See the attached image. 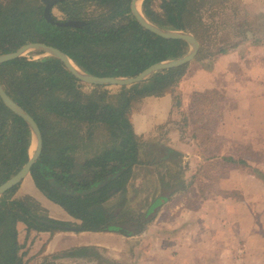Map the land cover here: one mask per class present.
I'll use <instances>...</instances> for the list:
<instances>
[{"label": "trees", "instance_id": "trees-1", "mask_svg": "<svg viewBox=\"0 0 264 264\" xmlns=\"http://www.w3.org/2000/svg\"><path fill=\"white\" fill-rule=\"evenodd\" d=\"M130 1H57L52 8L64 19L85 22L73 27L48 21L44 0H0V54L40 41L61 49L86 73L123 77L188 51L185 40L166 39L143 28L131 12ZM206 1L142 0L141 11L160 27L188 31L203 40L206 25L201 9ZM187 65L158 70L141 82L111 91L106 85L80 81L54 56H21L0 64L1 85L34 118L42 134V150L29 175L46 198L76 220L48 217L33 197L15 196L16 184L0 196V264H26L17 235L19 224L27 231L59 229L45 222L49 221L124 235L142 227L140 222L134 229L123 227L122 223L133 220L123 219L126 195L108 205L111 198L126 194L135 166L161 167L164 173L159 179L170 189L171 170L181 176L183 163L180 152L164 142L144 143L134 133L130 112L144 97L171 92ZM213 99L216 92L196 93L192 105L208 106ZM31 143L28 124L0 99V184L27 162ZM141 153L148 160H142ZM223 159L244 163L231 156ZM258 175L264 177L259 171Z\"/></svg>", "mask_w": 264, "mask_h": 264}, {"label": "crops", "instance_id": "crops-1", "mask_svg": "<svg viewBox=\"0 0 264 264\" xmlns=\"http://www.w3.org/2000/svg\"><path fill=\"white\" fill-rule=\"evenodd\" d=\"M228 1L208 0L203 5L201 20L216 28V33L208 31L203 40L193 34L199 43L198 51L173 90L161 96L144 97L132 107L130 121L136 135L145 139L152 130L164 125L171 130L170 120L177 115L174 106L177 95L182 97L183 109H187L196 93L216 92L217 120L236 122L224 136L233 137L236 145L249 146L250 151L264 159V0H232L234 6L215 21L217 15L204 14L226 7ZM216 34L218 41L213 48L211 37ZM223 104L229 109L223 110ZM242 122H248V128L242 130ZM241 136L248 140L241 142ZM164 143L182 155L183 174L178 180H169L170 189L162 186L158 176L159 187L164 191L144 196L146 210L138 231L133 230L130 235L61 228L27 231L19 224L17 235L24 262L264 264V177L258 175V171L264 174L263 161L242 159V164L249 165L246 175L232 178L228 172L218 177L211 189L207 186L196 191L194 185L203 178V162L192 169L191 162L184 159L189 158L183 153L184 148L167 140ZM225 157H221L223 162ZM213 159L205 157L208 162ZM132 183L130 179L126 197ZM15 196L33 197L50 218L76 221L46 198L30 175L19 183ZM115 199L116 196L111 198Z\"/></svg>", "mask_w": 264, "mask_h": 264}, {"label": "rangeland", "instance_id": "rangeland-1", "mask_svg": "<svg viewBox=\"0 0 264 264\" xmlns=\"http://www.w3.org/2000/svg\"><path fill=\"white\" fill-rule=\"evenodd\" d=\"M233 4L234 3L232 2V0H229L226 4V7L220 6L219 8H217V10L212 9L210 12L205 11L204 14L208 15L209 17H214L215 15H217L214 18L215 21L218 16L222 17L223 15H226L228 8H230V6H234ZM224 8L227 9L224 10ZM207 9L209 8L207 7ZM52 12L56 15L57 18L64 19V16H62L61 12H59L55 7L52 8ZM208 31L216 33V28L206 25V32L204 36L207 37L209 35ZM211 38L212 41L210 43L214 48L218 41L217 34L212 36ZM23 56L28 59H37L46 55L43 53H36L35 51H26L23 53ZM106 86L112 88L111 91L118 87L111 85ZM177 97L178 99L175 100L174 104L177 115L176 117H174V120H170V122L173 123L171 130L169 128H165L167 125L160 126L158 129L155 128L149 134H147V136H145V139L143 137H141V139L144 141V143H147L148 141L163 143L164 140H167L172 144H176V146L178 145V148H184V150L186 151H183V153L186 157H189L187 159H184L188 162H191L190 166L192 169L196 168L199 163L203 162V169H201V175L203 176V178L201 181H198L197 184L194 185L193 190L198 191L202 187L204 188L207 186H209V188L211 189V187H214V184L216 180H218V177L224 176L228 172L231 174L228 176L232 178L233 176L236 178L238 176H244L247 174L249 169L248 164L244 165L242 163L236 164L227 161L223 162L221 160V157L224 155H226V157L231 155V157H235L236 161H239L241 159H245L249 162L262 160V166H264V159L260 154H255L254 152L250 151V148L247 145H236V143H234L233 137L231 138L224 136V134H228V131L235 127L236 122H224V120H217L218 105L215 102L216 99H213L212 103H209L208 106L190 104L187 109H183L180 101L182 97H180L179 95H177ZM221 107L223 108V110L229 109V106L226 104H223ZM184 115L186 119L183 118ZM247 123L248 122H242V130L248 128ZM175 128L179 130H174ZM240 139L241 142H244L248 140V137L241 136ZM184 143L190 144L191 147L189 148V146H186ZM196 145L197 147H195ZM33 150L34 140L32 141L30 146V154H32ZM186 152H188V154ZM206 152L208 153L207 155ZM140 156L142 160H148L149 158L145 153H141ZM207 156H214L212 162H208L205 160V157ZM231 172H233V174ZM234 172H236V174ZM160 173H164L163 169L151 164L135 166L133 168V174L131 176V182L133 183L128 187L127 197L125 198V194L123 195V197L119 195L115 200L109 203L115 204V202H119L121 198H125L123 207L125 215L123 216V219L125 220L127 218L133 217V220L131 221L133 224L135 223L131 227L128 225H125V227L134 229L139 222L140 225H142L145 214L144 210H146L147 203L144 202L143 198H146L144 196H149L154 193L156 194L157 192L159 193L161 191H164L159 187L158 176L160 175ZM171 175L172 180H178L179 177L181 178V176L177 175L175 169L171 170ZM47 216L50 217L48 212ZM126 222L129 221H125L124 223Z\"/></svg>", "mask_w": 264, "mask_h": 264}, {"label": "water", "instance_id": "water-1", "mask_svg": "<svg viewBox=\"0 0 264 264\" xmlns=\"http://www.w3.org/2000/svg\"><path fill=\"white\" fill-rule=\"evenodd\" d=\"M59 0H44V16L45 18L57 25L60 26H73L80 27L85 22L82 20H72V19H60L55 18L52 12V6ZM141 2L142 0H131L130 8L135 20L145 29L151 31L152 33L161 36L166 39H182L185 40L190 45V50L183 56L175 59L163 60L159 62L152 63L148 67L144 68L138 74L134 76H97L86 73L81 68H79L61 49L44 43L40 41L36 42H27L16 50L0 54V64L18 57L23 56V53L26 51H39L45 55L54 56L62 61L66 68L80 81L87 84L95 85H111V86H128L137 82H141L150 76L153 72L158 70L178 67L188 63L192 60L199 48V43L195 36L184 30H175L167 29L160 27L152 22H150L141 11ZM0 99L2 102L14 113L22 117L25 122L28 124L31 133L32 141L34 140V150L30 154L27 162L9 179L0 184V196L4 194L7 190L19 184L26 176L29 175L30 169L34 162L39 157L42 150V134L41 131L34 120V118L18 103H16L4 90L3 86L0 83ZM47 224L57 226L61 229L66 230H78L76 227L60 225L54 222L45 221Z\"/></svg>", "mask_w": 264, "mask_h": 264}, {"label": "flooded vegetation", "instance_id": "flooded-vegetation-1", "mask_svg": "<svg viewBox=\"0 0 264 264\" xmlns=\"http://www.w3.org/2000/svg\"><path fill=\"white\" fill-rule=\"evenodd\" d=\"M134 224H135V223H134ZM134 224L132 223V221H129V222H126V223H124V224L122 223V226L125 227V225H128V226L131 227V226L134 225Z\"/></svg>", "mask_w": 264, "mask_h": 264}]
</instances>
